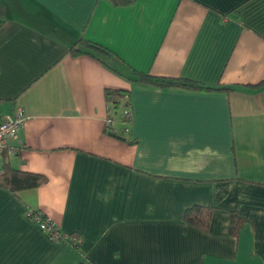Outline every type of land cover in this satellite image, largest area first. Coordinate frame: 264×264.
Here are the masks:
<instances>
[{
  "label": "crops",
  "instance_id": "obj_1",
  "mask_svg": "<svg viewBox=\"0 0 264 264\" xmlns=\"http://www.w3.org/2000/svg\"><path fill=\"white\" fill-rule=\"evenodd\" d=\"M0 7V119L27 116L0 165L45 178L0 187V264H264V0ZM81 39L113 54L107 66L70 55ZM130 69L228 91L137 84ZM107 89L128 95L131 121L122 108L109 128L131 143L107 132ZM194 206L213 208L206 233L184 222Z\"/></svg>",
  "mask_w": 264,
  "mask_h": 264
},
{
  "label": "trees",
  "instance_id": "obj_2",
  "mask_svg": "<svg viewBox=\"0 0 264 264\" xmlns=\"http://www.w3.org/2000/svg\"><path fill=\"white\" fill-rule=\"evenodd\" d=\"M115 6H129L135 0H108ZM3 18V12L0 7V19ZM70 55L76 57L79 55H87L94 59L99 60L100 62L105 64L103 60L104 57H112L113 54L106 48L96 44L89 42L87 40L81 39L76 45L72 46L70 51ZM106 65V64H105ZM107 66V65H106ZM115 71V70H113ZM126 79L130 82L149 85L160 89H169V88H177V89H185V90H194V91H228L226 88H210L205 87L197 82L181 79V78H165L158 76H151L147 73L138 72L136 70L130 69L129 77ZM105 101L108 117L106 120L109 121L107 128V132L110 136L117 138L121 141H126L127 143H131L124 137L123 133H116L112 129H110V124L114 116L122 110V108H128L129 106V98L126 92L121 90H106L105 91ZM121 119L123 122H130L131 116L129 111L125 110L121 114ZM45 182V178L30 173H24L13 169L12 167L5 165L3 167V174L0 176V187L10 190L13 193L19 191H25L34 189ZM222 192H218L216 194V201L222 198ZM213 208L194 206L189 208L184 213V222L195 229L206 233L210 227V221L212 217ZM244 220L237 212H231L230 215V223H229V233L231 236L237 237L240 228L243 226ZM62 239L59 238L58 241ZM66 241L72 243V245H77V249L79 248L80 241L74 235H68Z\"/></svg>",
  "mask_w": 264,
  "mask_h": 264
},
{
  "label": "built area",
  "instance_id": "obj_3",
  "mask_svg": "<svg viewBox=\"0 0 264 264\" xmlns=\"http://www.w3.org/2000/svg\"><path fill=\"white\" fill-rule=\"evenodd\" d=\"M27 116L21 109H16L11 115H7L0 119V158L8 147V141L16 140L17 135L23 124L26 122ZM109 121L106 120V124ZM3 174V168L0 165V176ZM29 218L36 224L40 231L44 232L48 238L57 242L59 238L67 239V235L61 233L58 228L48 218L40 212L29 213Z\"/></svg>",
  "mask_w": 264,
  "mask_h": 264
},
{
  "label": "rangeland",
  "instance_id": "obj_4",
  "mask_svg": "<svg viewBox=\"0 0 264 264\" xmlns=\"http://www.w3.org/2000/svg\"><path fill=\"white\" fill-rule=\"evenodd\" d=\"M120 112H121V110H119V112L115 115V116H118V115H120Z\"/></svg>",
  "mask_w": 264,
  "mask_h": 264
}]
</instances>
